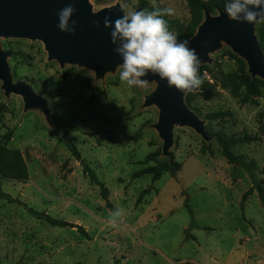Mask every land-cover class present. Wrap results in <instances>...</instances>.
<instances>
[{
	"label": "rangeland",
	"instance_id": "obj_1",
	"mask_svg": "<svg viewBox=\"0 0 264 264\" xmlns=\"http://www.w3.org/2000/svg\"><path fill=\"white\" fill-rule=\"evenodd\" d=\"M90 1L95 11L117 2L125 11L170 7L173 15L164 16L168 24L193 28L196 22L189 0ZM256 34L264 43V21L257 22ZM2 46L11 52L14 80L26 81L48 100L50 119L40 109L25 110L21 95L6 96L0 80V142L22 151L29 170L25 182L0 176V189L87 232L52 226L24 206L0 200L3 264H264V206L258 190L244 200L252 174L264 180L259 126L264 80H253L246 61L228 45L210 55L212 62L200 75L214 96L207 98L200 86L185 97L205 120L210 139L177 125L171 157L163 155L154 127L159 109L144 106L155 82L129 89L121 84L118 67L102 79L86 67H62L48 60L39 40L3 38ZM214 113L222 114L213 118ZM243 134L261 135L232 148L252 164L250 170L230 163L219 140ZM68 141L108 187L112 206L84 174ZM152 153L155 158L145 164ZM170 161L181 164L176 175L165 172L156 181L151 174L134 176L143 167ZM145 189L149 193L139 203Z\"/></svg>",
	"mask_w": 264,
	"mask_h": 264
},
{
	"label": "water",
	"instance_id": "obj_2",
	"mask_svg": "<svg viewBox=\"0 0 264 264\" xmlns=\"http://www.w3.org/2000/svg\"><path fill=\"white\" fill-rule=\"evenodd\" d=\"M68 4L76 8L72 18L76 22L75 34L57 28V13ZM122 7L117 2L95 11L90 0H0V80L5 95H21L25 110L40 109L50 119L48 100L26 81L14 80L9 63L11 52L3 48V38L39 40L44 44L48 60H56L62 67L66 64L86 67L95 72L97 79H102L108 72H115L123 61L114 51L111 29L105 27L104 19L108 17L114 22L122 17ZM139 10L142 8L136 9ZM94 21L99 23V27ZM256 24L230 20L224 10L218 14L205 11L204 20L190 39V47L196 50L200 60L198 74L202 65L212 62L210 55L226 44L246 61L252 78L264 80V50L256 34ZM142 79L156 83V88L145 96L144 106L155 105L159 109L154 127L163 140V155L172 156L170 148L177 125L191 127L204 139H210L205 120L186 103L185 97L190 91L170 88L151 73Z\"/></svg>",
	"mask_w": 264,
	"mask_h": 264
},
{
	"label": "clouds",
	"instance_id": "obj_3",
	"mask_svg": "<svg viewBox=\"0 0 264 264\" xmlns=\"http://www.w3.org/2000/svg\"><path fill=\"white\" fill-rule=\"evenodd\" d=\"M224 13L237 23L254 24L264 21V0H224ZM114 22L106 17L104 25L111 29L114 51L122 58L118 66L119 80L131 89L144 83L149 73L165 81L168 87L191 91L202 84L198 74L199 57L190 40H180L168 26L164 16L173 15L172 8L152 11H125ZM76 8L72 4L57 13V28L75 34L76 22L72 19ZM99 27L98 22H93ZM117 215L119 213L117 212Z\"/></svg>",
	"mask_w": 264,
	"mask_h": 264
},
{
	"label": "trees",
	"instance_id": "obj_4",
	"mask_svg": "<svg viewBox=\"0 0 264 264\" xmlns=\"http://www.w3.org/2000/svg\"><path fill=\"white\" fill-rule=\"evenodd\" d=\"M189 5L196 16V22L193 28H192L193 25L189 27H184L182 24L175 23V22H171L170 24H168L169 30L170 31L174 30L175 35L180 40H185V39L190 40L191 39V37L196 33L198 26L202 23V21L205 18V11H209L213 14L216 12L215 11L216 8L219 9L218 13L220 10H223L224 8V4H220V3L207 4V2L203 0H189ZM260 43L264 50V43L262 42V40H260ZM204 68H205V65H202L200 68L199 75H202ZM257 78L258 77L253 78V80L255 79L257 80ZM200 86L204 92V95L207 98H211L214 96V91L207 86L206 82L203 79H202V84ZM221 114L222 113H214L211 116L213 118H216L220 116ZM263 117H264V111L259 113V123H260L259 126H260V130L262 131V134L264 135V123L262 121ZM260 139H261V135L252 136L248 134H243V135H237V136H231V137H220L219 140H220V144L222 148V153L230 163L232 164L241 163L244 166H246L248 170H250L252 164H248L247 162H245L244 157L242 155L235 154L232 148L238 144H249L253 141H259ZM67 145L69 149L71 150V152L73 153V155L76 157V159L81 161L84 174L89 177V180L92 183L99 186L102 198L106 200L107 205L112 206L108 200L109 195H110V191L108 187L105 185L104 182H102L98 178V175L96 174L94 169H92L91 166L87 163V161L83 158L77 145L72 141H68ZM152 158H155L154 153L148 155L144 163L146 164ZM180 168H181V164L175 161H170L167 163H158L153 166H147V167L141 168L134 174V176L139 177L145 174H151L153 177V181H156L159 178H161V176L165 172H170L172 175H176L179 172ZM0 176H2L5 179L15 180L19 182H25L29 179V170H28L26 159L22 151H20L19 149L9 148L7 145L2 144L1 142H0ZM252 176H253V187H251L245 193L244 200H246L249 195L253 194L255 190H258L261 203L264 206V190L262 188V185L264 184V180L257 181V179L255 178L253 174ZM148 193H149V189L143 190L141 192L140 197L138 198V202L140 203L145 197V195ZM0 200H6L9 203L22 205L34 217L40 220H44L52 226L77 227L83 233L87 234L86 230L81 225H77L75 223L56 218L48 214L45 211H39L33 207H30L28 206L26 202L22 201L19 198L13 197L11 194L3 191L2 189H0ZM193 225H195V219L192 215L191 226ZM189 230H190L189 228L186 229L187 238L192 236ZM0 264H3L1 260H0Z\"/></svg>",
	"mask_w": 264,
	"mask_h": 264
}]
</instances>
